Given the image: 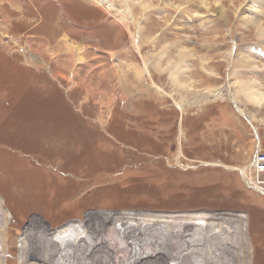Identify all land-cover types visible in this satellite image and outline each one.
Returning a JSON list of instances; mask_svg holds the SVG:
<instances>
[{"label":"rangeland","instance_id":"374dc122","mask_svg":"<svg viewBox=\"0 0 264 264\" xmlns=\"http://www.w3.org/2000/svg\"><path fill=\"white\" fill-rule=\"evenodd\" d=\"M100 1L0 0V263L111 264L132 248L117 222L168 239L198 213L216 218L176 264H264V196L240 171L264 150V103L241 93H264V0ZM170 240L147 245L157 264Z\"/></svg>","mask_w":264,"mask_h":264},{"label":"bare ground","instance_id":"6f19581e","mask_svg":"<svg viewBox=\"0 0 264 264\" xmlns=\"http://www.w3.org/2000/svg\"><path fill=\"white\" fill-rule=\"evenodd\" d=\"M101 2L100 0H95V2ZM127 0H122V2H126ZM201 1V4H205V0H200ZM214 2H217V1H219V0H213ZM102 2L104 3V5H106V7H108L107 9L108 10H110V11H114L115 10V5L111 2V0H102ZM89 4V3H88ZM126 7H129V6H127L126 5ZM134 21V20H133ZM254 25V24H253ZM258 26V25H257ZM260 27V26H259ZM141 30V29H140ZM139 30V31H140ZM257 30H258V33H260V34H262V32H263V29H261V28H257ZM141 32V31H140ZM136 41H137V39H135L134 38V42L136 43ZM139 42V41H138ZM137 42V44H139ZM136 44V45H137ZM188 51V50H187ZM186 53V52H185ZM188 53V52H187ZM183 54H184V52H183ZM183 54H182V56H183ZM191 54V53H190ZM193 54V53H192ZM227 57H228V51H225V54H224V60H226L227 61ZM239 60H241V62H242V64L244 63H248V62H250V59L248 58V56L246 55V54H244V52H240V50L238 49L237 50V52H236V55H235V59H234V64L235 63H237ZM250 65H253V64H251V63H249ZM255 84V83H254ZM255 86V89H251L250 87L251 86H247V85H243V89H242V94L244 95V98L245 99H247L249 102H252L253 104H256L257 106H259V105H261V104H263L264 103V93L262 92H260V91H258V87L256 86V84L254 85ZM159 87V86H158ZM257 87V88H256ZM240 88H241V86H240ZM241 90V89H240ZM240 90H238V91H240ZM241 94V95H242ZM215 95V94H214ZM222 94L219 92V93H217L215 96L217 97V98H219V99H221L222 98V96H221ZM219 96V97H218ZM221 96V97H220ZM232 98H233V96H232ZM155 100V99H154ZM150 101V100H149ZM134 102V101H133ZM237 102V101H236ZM235 102V103H236ZM179 103H177V105H178ZM182 109V108H181ZM238 109H239V112L241 113V114H244L245 112L244 111H242L239 107H238ZM183 110V109H182ZM244 116H246V114H244ZM258 141H259V143H260V140L258 139ZM252 165V164H251ZM252 168V167H251ZM251 168H249L250 170H251ZM240 171H241V174H243L244 175V177L245 178H247V179H249V177H248V172H249V170H248V168L246 169V168H240ZM2 206H1V204H0V227H4L3 226V222H4V220H5V215H4V213H3V210H2ZM4 215V216H3ZM214 215V214H213ZM210 215V214H188V215H184V216H180V218H179V220L178 221H175L174 222V224H172L171 222V230L169 231V233L171 232V235H169V233H168V236H170L168 239H166L165 238V235H166V233H167V230H166V227H165V229H159V225L160 224H157L156 223V225H150L149 223H147L146 221L147 220H143V221H145V223L144 222H142L141 224H139V226H136V227H138L139 228V230L138 231H140V233L138 234V232L136 233V232H134L135 231V229H138V228H136V227H130V226H128V224H126V223H124V221L123 222H117V226H115V228H113L114 229V232H115V234H114V236L116 235V233L118 234V236L117 237H119L120 238V236L122 235L123 237V240H122V245L125 247V248H123V249H125V250H127L126 248H127V246L128 245H132V248L130 247V249L128 250V252H127V254H129V256H127L125 259H120V261H118L119 260V256H120V253H119V256H117L116 257V259H114L115 261H113V258H111V260H112V262H110L111 264H121L122 262H124L125 264H147L148 263V261H150V263L149 264H152V263H154V264H157L156 263V259H157V256H155L154 254L155 253H161V255L162 256H164V255H166L165 254V251H160V248H157V249H155L153 252L152 251H150L149 250V248L150 247H148L147 245H149V243L151 244V246H159V244H162V243H164L166 240L168 241L169 240V243H170V239H173V240H175L176 242H179V244H180V242L183 244V245H185V247H183V251L181 252V253H179L178 255H175V257H173V259H172V262L170 261V263L169 264H176V263H179L178 261H177V259H179V256L180 257H182V256H185V255H188L190 258H192L193 259V262H196V260H195V253H194V248H196L197 246L196 245H198L197 243L198 242H200V241H202L203 239H205L204 238V234H201V232H197V233H200L201 234V236L197 239V238H195V236H196V233H195V231H202V230H206V228H207V226H208V224L205 222V220L204 219H208L209 217H213V218H216V215ZM3 218H4V220H3ZM118 218V217H117ZM144 218V217H143ZM159 220L161 219H163V220H165V219H167L168 220V218L169 217H167V215H161V216H159V217H157ZM149 219V218H148ZM224 220V219H223ZM19 221V220H18ZM228 221V220H227ZM129 222V221H128ZM161 222V221H160ZM231 222V221H230ZM229 222V223H230ZM97 223V222H96ZM95 223V225H94V227H97L98 228V225ZM228 223V222H227ZM232 223V222H231ZM130 224V223H129ZM163 224V223H162ZM226 224V223H225ZM18 226V225H17ZM81 225H78V227H80ZM133 226V225H132ZM211 225H209L208 227H210ZM229 226H230V224H229ZM128 228H130V229H128ZM225 228H228V226L226 225V227ZM229 228H231V227H229ZM228 228V229H229ZM86 229H83V230H81V232H80V234L77 236V237H74L73 238V240H72V242H75V241H77L78 239H81V238H85L86 237V235L83 233L84 231H85ZM107 230V229H106ZM173 230L174 231H177V232H174L173 233ZM109 231H110V229H109ZM109 231H108V233H109ZM131 231V232H130ZM209 231H211V229L209 230ZM229 231V230H228ZM107 232V231H106ZM143 232V233H142ZM226 232V231H225ZM211 233L213 234V237L215 236V238L217 239L216 241H218V237H220V235L222 236V233L219 231V229L218 228H213L212 227V231H211ZM110 234V233H109ZM128 234H130V237L128 236ZM150 234V235H149ZM226 234H228V233H226ZM108 235V234H107ZM110 235H112V232H111V234ZM127 235V237H129V240L127 241V245H126V242H124V236H126ZM109 236V235H108ZM141 236V237H140ZM126 237V238H127ZM174 237V238H173ZM212 237V238H213ZM224 237V242H225V236H223ZM223 237H221V239L223 238ZM111 238H112V236H111ZM230 239L232 238L231 237V235H230V237H229ZM4 239H5V235H4V233H3V231L2 230H0V253L2 252V242H4ZM115 239V238H114ZM112 240V239H110L111 240V242L113 243V241H115V240ZM98 240H101V239H98ZM117 240V239H116ZM143 240H144V242H143ZM229 240V239H228ZM102 241V240H101ZM196 241H198V242H196ZM21 242H22V240H21ZM51 242H52V246L54 247L55 246V248L56 249H50L45 255H43V256H40L42 259L43 258H46V257H48V258H51V257H53L57 252H58V250H59V248H60V244H58V242L57 243H54V239L53 238H51ZM98 242V241H97ZM121 242V241H120ZM98 243H100V242H98ZM103 243V242H102ZM173 244H175V243H173ZM179 244H177V245H179ZM109 245V244H108ZM121 245V244H120ZM170 245V244H169ZM21 246H22V243H21ZM111 246H113L112 244H111ZM119 246V245H118ZM172 247H173V245H171ZM170 246V247H171ZM181 246V245H180ZM192 246V248H190ZM182 247V246H181ZM174 248H175V246H174ZM198 248L199 247H197V250H198ZM131 249H132V251H131ZM140 249H142L143 250V252H140L139 254H137V256L134 258V259H132L133 257H134V255L140 250ZM122 250V249H121ZM124 251V250H123ZM122 253V252H121ZM142 254V255H141ZM144 254V255H143ZM168 254V253H167ZM177 254V253H176ZM195 254V255H194ZM21 255V254H20ZM116 255V254H115ZM114 255V256H115ZM118 255V254H117ZM107 256V255H106ZM113 256V257H114ZM199 256V255H198ZM121 257V256H120ZM159 257V256H158ZM107 258V257H106ZM123 258V257H122ZM165 258V257H164ZM170 258V257H169ZM54 258H51V259H47L48 260V264H53L54 263V260H53ZM108 260H109V257L107 258ZM160 259V258H159ZM24 260V255H21L20 256V264H22V261ZM111 260H109V261H111ZM141 260H143V262L141 261ZM164 260H166V258L164 259ZM199 260V259H198ZM58 260H56V262H55V264L57 263L58 264V262H57ZM102 261L103 262H105V264H107L108 263V261L105 259V257H104V254H103V258H102ZM138 261H140V262H138ZM159 261H161L162 263H163V261L162 260H159ZM121 262V263H120ZM158 262V261H157ZM1 264V263H0ZM24 264V263H23ZM109 264V263H108ZM165 264V263H164ZM195 264V263H194Z\"/></svg>","mask_w":264,"mask_h":264},{"label":"built area","instance_id":"2783aa9c","mask_svg":"<svg viewBox=\"0 0 264 264\" xmlns=\"http://www.w3.org/2000/svg\"><path fill=\"white\" fill-rule=\"evenodd\" d=\"M251 164L250 186L264 196V150L255 151Z\"/></svg>","mask_w":264,"mask_h":264}]
</instances>
